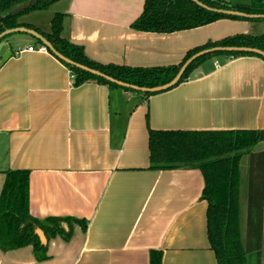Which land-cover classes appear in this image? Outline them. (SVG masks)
I'll list each match as a JSON object with an SVG mask.
<instances>
[{
    "label": "crops",
    "instance_id": "obj_1",
    "mask_svg": "<svg viewBox=\"0 0 264 264\" xmlns=\"http://www.w3.org/2000/svg\"><path fill=\"white\" fill-rule=\"evenodd\" d=\"M144 1L59 0L19 20L48 33L64 13L63 36L88 57L140 67L176 64L208 41L264 32L256 21L235 19L140 31L131 24ZM31 37L10 36L0 52V194L6 170L28 169L30 213L86 219L87 228L76 224L69 240L50 238L43 260L31 245L0 249V264H150L152 249L162 250L163 264H217L204 175L150 168L148 126L264 129V59L209 58L190 79L146 98L96 81L75 86L50 50L17 53L37 46ZM255 148L264 150V141Z\"/></svg>",
    "mask_w": 264,
    "mask_h": 264
},
{
    "label": "trees",
    "instance_id": "obj_2",
    "mask_svg": "<svg viewBox=\"0 0 264 264\" xmlns=\"http://www.w3.org/2000/svg\"><path fill=\"white\" fill-rule=\"evenodd\" d=\"M59 0H0V33L6 29L26 26L42 34L53 47L72 61L122 82L139 87H153L171 81L184 63L195 53L216 46H249L264 51V32L237 33L189 49L183 59L166 66H128L101 63L88 57L83 46L63 36L64 13H56L51 20V31L45 33L20 17L33 11L48 9ZM145 0L141 14L131 26L140 31L170 33L197 28L220 19L260 21L226 14L218 9H233L249 14H264V0L248 2L234 0ZM11 35L6 36L7 39ZM31 37V36H30ZM35 45L43 44L31 37ZM223 56H263L245 52H215L193 61L175 85L190 79L199 66L209 58ZM61 60V59H60ZM74 75V85L96 81L111 89L123 88L144 97L157 93H144L123 87L103 77L68 64ZM173 86V87H175ZM171 87V88H173ZM169 88V89H171ZM159 93V92H158ZM148 122V113L146 114ZM150 168H197L204 175L205 185L201 198L208 203L207 234L217 264H262L264 250V150L254 148L264 141V129L189 130L153 129L148 126ZM248 157L246 187L245 234L240 229V162ZM76 224L87 228L86 219L76 217L33 216L29 210V170L8 169L0 194V249L4 251L31 245L39 260L48 258L47 244L41 243L36 232L41 229L47 239L57 235L69 240ZM150 264H163L160 249L150 251Z\"/></svg>",
    "mask_w": 264,
    "mask_h": 264
},
{
    "label": "water",
    "instance_id": "obj_3",
    "mask_svg": "<svg viewBox=\"0 0 264 264\" xmlns=\"http://www.w3.org/2000/svg\"><path fill=\"white\" fill-rule=\"evenodd\" d=\"M193 1L196 2L197 4L201 5V6L207 7L206 5H204L203 3H201L198 0H193ZM218 11H220L222 13H226V14L243 16V17L252 18V19H264V14H249V13H244V12L233 10V9H218ZM17 32L28 34V35L40 40L45 46H47V48L55 56H57L59 59L63 60L64 62H66L68 64L75 65L82 70H85L87 72H90L91 74L103 77L110 82L116 83L117 85H120L123 87H130L132 89H135L137 91H141L144 93H158V92L168 90L169 88L175 86L180 81V79L182 78L187 67L193 61H195L196 59H198L201 56H204L205 54L227 51V52L255 53V54H258V55H261L264 57V51L263 50L258 49V48H254V47H249V46H216V47H212V48H207V49H204V50H201V51L195 53L192 57H190L184 63V65L180 68L179 72L176 74V76L171 81H169L163 85H158V86H153V87H139V86L130 85V84H127L125 82L116 80V79L102 73L99 70H96V69L90 68L86 65L79 64V63L72 61L71 59L65 57L60 52H58L53 47V45L42 34L37 32L36 30L28 28L26 26H19V27L10 28V29H6V30L2 31L0 33V52L3 48V46L5 45L4 38L8 35H12V34L17 33ZM36 232L40 238L41 243L46 245L48 243V239H47L45 233L39 228L36 230Z\"/></svg>",
    "mask_w": 264,
    "mask_h": 264
},
{
    "label": "rangeland",
    "instance_id": "obj_4",
    "mask_svg": "<svg viewBox=\"0 0 264 264\" xmlns=\"http://www.w3.org/2000/svg\"><path fill=\"white\" fill-rule=\"evenodd\" d=\"M234 1H242V2H248L250 0H234ZM257 27L258 25H264V20L256 21ZM260 23V24H259ZM11 36L15 38L25 37L26 34L24 33H14ZM128 95V93H127ZM134 97V96H133ZM127 98V97H126ZM256 150V148L254 149ZM247 178H248V157L244 156L240 162V229L242 233V237H244L245 234V219H246V187H247Z\"/></svg>",
    "mask_w": 264,
    "mask_h": 264
},
{
    "label": "built area",
    "instance_id": "obj_5",
    "mask_svg": "<svg viewBox=\"0 0 264 264\" xmlns=\"http://www.w3.org/2000/svg\"><path fill=\"white\" fill-rule=\"evenodd\" d=\"M23 51H39V52H48L49 49L44 44H40L37 46L29 45L28 47L20 48L17 50V53L23 52Z\"/></svg>",
    "mask_w": 264,
    "mask_h": 264
}]
</instances>
